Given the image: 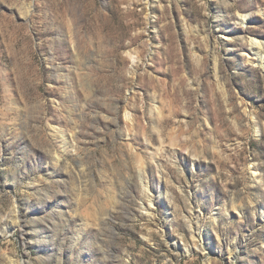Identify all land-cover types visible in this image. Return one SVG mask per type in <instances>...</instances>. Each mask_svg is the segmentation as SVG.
Wrapping results in <instances>:
<instances>
[{
  "label": "rangeland",
  "instance_id": "1",
  "mask_svg": "<svg viewBox=\"0 0 264 264\" xmlns=\"http://www.w3.org/2000/svg\"><path fill=\"white\" fill-rule=\"evenodd\" d=\"M264 0H0V264H264Z\"/></svg>",
  "mask_w": 264,
  "mask_h": 264
},
{
  "label": "bare ground",
  "instance_id": "2",
  "mask_svg": "<svg viewBox=\"0 0 264 264\" xmlns=\"http://www.w3.org/2000/svg\"><path fill=\"white\" fill-rule=\"evenodd\" d=\"M252 45H255L256 47H258L257 49V54H258V58L260 59V64H262V60H264V55L262 52V46L261 43L259 41H256L255 39L251 41Z\"/></svg>",
  "mask_w": 264,
  "mask_h": 264
}]
</instances>
